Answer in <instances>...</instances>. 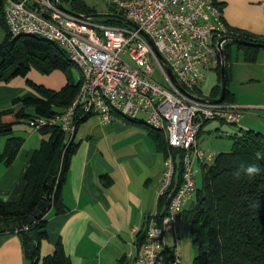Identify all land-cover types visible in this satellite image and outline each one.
Listing matches in <instances>:
<instances>
[{"label": "built area", "instance_id": "1", "mask_svg": "<svg viewBox=\"0 0 264 264\" xmlns=\"http://www.w3.org/2000/svg\"><path fill=\"white\" fill-rule=\"evenodd\" d=\"M108 1L137 28L85 18L60 8L55 0H5L3 13L12 35L36 34L57 42L80 72V87L71 104L61 113L33 116L28 125L37 131L59 126L72 137L78 119L93 114L104 125L121 116L161 130L170 148L184 154L180 159L173 152L166 156L158 197L170 195L167 214L161 222L150 220L141 245L134 239L125 264H182L179 221L197 193V164L215 157L198 147L200 129L209 120L239 124L242 118L243 107L196 94L206 72L222 64L216 44L230 28L218 0ZM157 69L165 84L155 77ZM179 162L181 183L172 194Z\"/></svg>", "mask_w": 264, "mask_h": 264}, {"label": "trees", "instance_id": "2", "mask_svg": "<svg viewBox=\"0 0 264 264\" xmlns=\"http://www.w3.org/2000/svg\"><path fill=\"white\" fill-rule=\"evenodd\" d=\"M65 1L70 2V9L74 12L86 15L98 12L85 0ZM4 2L5 0H0V23L5 26L7 34L0 44V81L21 77L26 79L27 85L37 94L16 98L14 104H22L18 110H0V138L7 136L5 147L0 151V164L9 166L17 158L25 141L23 136L14 133V125L23 120L28 124L29 118L33 116L48 117L63 112L75 98L80 80L74 81L71 69L77 66L57 42L36 34L12 35L3 13ZM111 6L108 13L123 15L116 6ZM94 20L126 26L116 18ZM229 35L242 40L224 43L227 73L225 101L233 102L228 88L232 73L229 63L232 46L237 45L238 50L243 51L246 61L255 62L260 49L264 48L258 45L264 44V35L255 36L231 28ZM221 68L222 64L214 68L218 71L219 82ZM33 69L45 75L56 70L61 71L66 74V83L60 89L38 84L29 78ZM213 92L210 98L219 97L220 83ZM89 116L91 115L78 119V126ZM124 119L147 129L165 156L173 152L177 159L182 158L184 151L170 148L161 130L149 126L143 120L127 117ZM39 132L42 135L41 142L29 157L21 199L18 202L0 200V234L12 232L20 237L28 264H73L62 243L56 245L53 253L42 256L41 242L48 237L47 212L52 208L58 214L67 210L62 191L71 159L78 148L76 132L68 137L59 126L44 127ZM253 165L260 170L253 179H248L243 173L237 177L236 173L241 168ZM201 166L204 170L203 183L194 197L195 205L183 212V217L191 222V237L196 249L192 264H264V133L244 129L240 135L234 137L230 150L218 152L212 164ZM182 170L179 162L175 183L170 191L172 194L181 183ZM107 179L108 177L105 178L106 182ZM43 200L50 208L37 216L32 223H28L29 217ZM169 200V194L159 198V209L163 211L156 216L159 222L167 214ZM145 232L146 229L137 235L139 245L144 240ZM119 264H125V257Z\"/></svg>", "mask_w": 264, "mask_h": 264}, {"label": "crops", "instance_id": "3", "mask_svg": "<svg viewBox=\"0 0 264 264\" xmlns=\"http://www.w3.org/2000/svg\"><path fill=\"white\" fill-rule=\"evenodd\" d=\"M218 1L229 28L264 35V0ZM6 34L0 23V44ZM51 74L60 83L31 78L32 72L30 78L54 89L65 85L61 71ZM27 96L37 94L26 79L0 81V110L20 109L22 104H14V100ZM31 130L22 134L25 141L15 161L9 166L0 164V200L18 202L22 197L29 157L42 138L39 131ZM75 140L78 148L62 191L67 210L62 214L53 208L47 212L48 237L41 242V254L53 253L60 242L73 264H119L139 232L163 212L159 209L158 188L166 156L147 129L121 116L104 125L92 114L78 126ZM5 142V137L0 138V151ZM198 147L202 149L199 143ZM0 264H28L16 233L0 234Z\"/></svg>", "mask_w": 264, "mask_h": 264}, {"label": "rangeland", "instance_id": "4", "mask_svg": "<svg viewBox=\"0 0 264 264\" xmlns=\"http://www.w3.org/2000/svg\"><path fill=\"white\" fill-rule=\"evenodd\" d=\"M85 1L96 8L98 12H108L112 8L108 0ZM61 3L67 8H70V2L61 0ZM232 47L231 60L229 62L232 73L228 88L233 96V102L231 103L238 107H243L241 110L242 118L239 124H232L218 119L205 122L202 131L198 135V143L207 154L230 150L234 142V137L240 135L244 129H253L264 133V48L260 49L258 58L255 62H248L245 60V54L243 51L238 50L237 45H233ZM33 70L31 71V78H46L51 79V81L54 79L56 83H60L57 81L58 78L54 76L55 74H51L48 78L47 75L42 74L37 70ZM71 72L74 81H78L80 78L79 69L73 67ZM233 74L235 75L233 76ZM64 76L66 78V74H64ZM155 77L161 83H166L163 80L159 69H157ZM219 81L218 71L216 69L208 70L206 72V77L199 87L200 89L196 91V94L202 95L205 98L212 97L216 86L219 83L221 84ZM14 129V133L17 135H22L26 131H32V128L27 124L26 120L15 124ZM38 134L40 137L42 136L40 132ZM3 137H5L7 141V136ZM213 161L214 160H210L208 164H212ZM197 167L199 169L195 174L196 186L201 188L204 170L199 164H197ZM194 205L195 200L188 201L184 207V211L190 210ZM179 230L182 264H192L196 255V249L191 237V222L189 219L183 217V213L179 221ZM168 239L170 242L172 241L170 236Z\"/></svg>", "mask_w": 264, "mask_h": 264}, {"label": "water", "instance_id": "5", "mask_svg": "<svg viewBox=\"0 0 264 264\" xmlns=\"http://www.w3.org/2000/svg\"><path fill=\"white\" fill-rule=\"evenodd\" d=\"M56 4L66 10V11H69L71 13H74V14H78V15H81L85 18H89V19H97V18H116V19H119L121 20L122 22H124L126 25L130 26V27H133V28H137V25L130 19L124 17L123 15H120V14H115V13H108V12H97V13H94V14H90V15H86V14H80V13H77V12H74L73 10H71L70 8H67L64 4H62L59 0H55ZM142 34L148 39V41L150 42V44L154 47L158 57L160 58L161 61H163V63L165 64L166 66V69L170 75V77L172 78V80L181 88L182 86L179 84V82L177 81L174 73L172 72V69L171 67L168 65V63L165 61V59L163 58L162 54L157 50V48L155 47L154 45V42L153 40L150 38V36H148L144 31H142ZM228 41H232V42H241L242 40L235 37V36H231V35H225V36H222L218 39L217 41V48L219 50V52L221 53V56H222V68H221V93L219 95V97L217 98H207L209 101L211 102H215V103H220V102H223L226 98V90H227V73H226V53H225V49H224V46L223 44L225 42H228ZM245 42V41H243ZM247 44H251V45H254L255 43H250V42H245ZM259 46H263L264 47V44H261L259 43L258 44ZM48 208H50V205L45 201H41L37 207V209L33 212V214L29 217L28 219V223H32L35 218L39 215H41L43 212H45Z\"/></svg>", "mask_w": 264, "mask_h": 264}, {"label": "clouds", "instance_id": "6", "mask_svg": "<svg viewBox=\"0 0 264 264\" xmlns=\"http://www.w3.org/2000/svg\"><path fill=\"white\" fill-rule=\"evenodd\" d=\"M259 169L256 166H248L246 168H241L237 173V177L239 178V176L241 175V173H243V175H245L248 179H253L258 173H259Z\"/></svg>", "mask_w": 264, "mask_h": 264}]
</instances>
